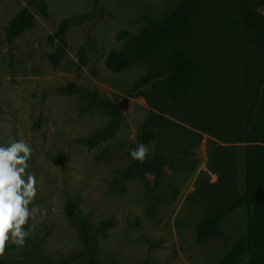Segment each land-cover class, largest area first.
<instances>
[{
	"label": "rangeland",
	"instance_id": "374dc122",
	"mask_svg": "<svg viewBox=\"0 0 264 264\" xmlns=\"http://www.w3.org/2000/svg\"><path fill=\"white\" fill-rule=\"evenodd\" d=\"M28 2L0 0V144H30L26 171L36 177L37 195L25 245L6 244L0 264H223L245 240L251 212L234 205L249 163L250 142L238 138L264 111V52L249 42L233 0H220L199 21L202 89L183 113L177 103L168 111L149 104L146 61L120 72L106 65L113 49L130 47L178 0ZM254 2L264 13V0ZM24 7L32 25L11 36ZM69 84L96 90L114 113L65 92ZM92 138L99 139L93 146ZM140 143L149 149L143 162L130 156ZM152 159L159 173L146 166ZM131 167L138 169L127 176ZM210 214L222 216L204 237L199 224Z\"/></svg>",
	"mask_w": 264,
	"mask_h": 264
},
{
	"label": "trees",
	"instance_id": "16d2710c",
	"mask_svg": "<svg viewBox=\"0 0 264 264\" xmlns=\"http://www.w3.org/2000/svg\"><path fill=\"white\" fill-rule=\"evenodd\" d=\"M93 1L98 4V0ZM219 3L220 0H178L174 9L164 13L160 19L152 20L148 29L135 34L130 47L113 49L107 56V67L120 72L135 62L146 61L149 69L142 82L151 84L149 93L145 94L149 104L168 111V106L177 103L181 106L182 113L185 112L187 104L196 102L204 75L201 55L194 46L195 32L199 21L208 15L210 17ZM233 4L239 12L240 25L247 33L249 42L264 52V13L258 10L254 0H233ZM28 5L43 7V0H29ZM32 22L31 10L28 7L22 8L11 22L10 35L20 34ZM66 28L67 23L64 22L58 33L62 42ZM60 51H63V47ZM63 90L87 96L90 105L102 106L109 114L115 111L113 102L99 96L96 90L75 84H69ZM182 118L188 119L190 124L202 131H212L209 123L194 122L185 116ZM249 125V131L238 138L239 142H250L246 146V153L249 155L246 186L234 203L235 206H248L251 210L247 235L223 264H264V111L260 107ZM230 133L232 134V128L228 125L225 134ZM153 136L152 131L147 135L148 139ZM214 136L226 142L233 140L227 135ZM98 141L99 139L92 138L89 144L93 146ZM145 163L159 173L156 159ZM137 169L138 167L129 168L127 176L133 175ZM213 169L218 171L217 168ZM221 216L222 214L207 215L199 224L201 235L206 237L215 233ZM106 226L103 223L101 228ZM83 235L88 244V236L85 233Z\"/></svg>",
	"mask_w": 264,
	"mask_h": 264
},
{
	"label": "clouds",
	"instance_id": "9594fccd",
	"mask_svg": "<svg viewBox=\"0 0 264 264\" xmlns=\"http://www.w3.org/2000/svg\"><path fill=\"white\" fill-rule=\"evenodd\" d=\"M148 151V146L140 143L131 149L130 156L143 162ZM32 152L23 139L0 144V256L6 244L23 247L29 236L23 226L34 211L29 205L37 195L36 177L26 171Z\"/></svg>",
	"mask_w": 264,
	"mask_h": 264
}]
</instances>
